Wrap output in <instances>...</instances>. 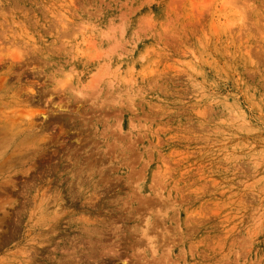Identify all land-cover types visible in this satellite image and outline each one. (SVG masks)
Returning a JSON list of instances; mask_svg holds the SVG:
<instances>
[{
    "label": "rangeland",
    "instance_id": "374dc122",
    "mask_svg": "<svg viewBox=\"0 0 264 264\" xmlns=\"http://www.w3.org/2000/svg\"><path fill=\"white\" fill-rule=\"evenodd\" d=\"M0 264H264V0H0Z\"/></svg>",
    "mask_w": 264,
    "mask_h": 264
}]
</instances>
